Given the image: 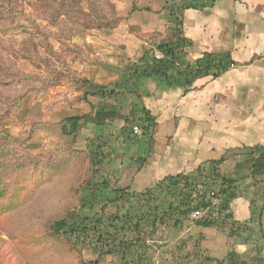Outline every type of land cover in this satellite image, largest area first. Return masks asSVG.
Masks as SVG:
<instances>
[{
  "label": "trees",
  "instance_id": "trees-1",
  "mask_svg": "<svg viewBox=\"0 0 264 264\" xmlns=\"http://www.w3.org/2000/svg\"><path fill=\"white\" fill-rule=\"evenodd\" d=\"M29 1L27 5L32 7ZM82 1L86 3L87 10ZM216 1L165 0L160 10L166 21L164 32L146 34V44L138 58L105 66L117 75L114 82L100 85L77 71L73 73L75 81L82 87L79 94L70 97V102L65 105L71 107L86 103L90 110L65 117L60 132L74 139L90 125L94 137L82 151H64V169L73 164L87 163L89 174L81 180L80 172L78 183L67 189L75 192L74 206L46 225L48 235L53 239L67 240L79 252L91 250L99 259L110 256L108 264H264L261 226L264 211L263 148L247 147L226 152L221 158L209 160L191 172L167 175L140 192L117 184L119 177L113 183L105 165V160L109 159L108 163L117 160L118 151L122 158L128 156L126 168L137 172L146 163L157 125L155 116L141 100L149 93L148 83H153L158 91L180 88L186 92L197 79L216 78L235 64L227 52H204L193 61L186 59V49L192 41L183 31L184 12L187 9L211 8ZM34 3L39 14L35 10L26 13L25 0H0V33L5 32L3 21H15L19 17L26 21H33L34 17L55 21L65 15L73 16L76 21H82V17L91 21H108L104 10L111 11L109 0H34ZM90 27L104 26L100 23ZM0 35L2 42L6 34ZM7 52L8 56L4 58L3 54ZM11 52L0 43V70L5 72L0 74V123L21 105L30 90L27 79L33 78L17 70L10 60ZM50 53L57 64L58 59L63 62L59 52L51 50ZM18 56L28 59L24 54ZM4 60L7 64H3ZM61 74L58 68L50 69L47 76L42 77V90L57 86ZM4 86L8 90L1 89ZM88 96L97 97L98 101L92 104ZM125 106L124 124L116 127L112 122ZM134 127L140 129L141 136ZM233 157L231 169L224 168V162ZM247 177L252 184H260L261 188L250 200L249 219L239 221L232 215L230 204L243 193L241 182ZM3 193L1 188L0 197ZM193 212L201 215L192 218ZM186 223L200 228H215L228 238H242L244 244L253 242L254 253L245 257L232 248L222 257L206 254L199 247L204 235L197 232L175 240L174 248L164 250L170 255L171 262L168 263L166 258L157 255V251L167 245L163 229L169 228L172 235L177 236ZM189 245L192 246L190 249ZM98 257L83 264H100Z\"/></svg>",
  "mask_w": 264,
  "mask_h": 264
},
{
  "label": "rangeland",
  "instance_id": "rangeland-1",
  "mask_svg": "<svg viewBox=\"0 0 264 264\" xmlns=\"http://www.w3.org/2000/svg\"><path fill=\"white\" fill-rule=\"evenodd\" d=\"M29 2L32 3V7L27 5V0L23 4L25 12L31 13L35 10V13L39 14L34 0ZM109 2L111 11L104 10L108 21H91L81 15L76 16L84 18L82 21L65 15L56 18L55 21L41 20L37 17H34L33 21H26L21 17L15 21H3L5 32L1 31L0 34L6 36L5 40H1V46L12 51V55L9 54L10 60L17 70L33 78L27 79V88L30 90L22 99L21 105L0 123V164L3 163L0 165V189H4L0 197V264H83L84 261H93L98 257L91 250L76 251V248L65 239H53L48 235L46 225L51 219L62 215L67 208L74 206L75 192L74 190L68 192L67 189L78 183L80 172L81 180L89 174L87 163L77 166L73 164L68 169H64L62 164L65 150L82 151L94 137L93 128L90 127H84L74 139L62 135L59 131L63 119L79 110L75 108L76 106L65 105L70 102V97L79 94L82 87L80 82L75 81L73 73L77 71L82 74V71H79L80 64H94L96 67L101 64V69L108 73L112 72L105 67L109 65L108 60L104 63L100 61V56L104 58V55L97 54L99 48L95 47L97 43L94 44L92 41L86 43V39L91 37V40H94L101 34L110 33L129 11L134 10V6L137 7V0ZM81 4L87 10L86 3L82 1ZM100 23L104 27H90L91 24L96 26ZM145 35L143 34L142 38H146ZM119 49L123 47L120 46ZM51 50L59 52V58L63 62L58 59L57 64L55 57L50 55ZM5 54L4 58L8 56V52ZM18 54H24L28 59L19 58ZM124 60L126 59L118 61L117 65ZM2 62L7 64L5 60ZM52 68H58L59 72H62L58 78L59 84L42 90V77L47 76ZM0 74L3 75L5 72L1 69ZM1 89L6 91L8 87L4 86ZM126 112L125 106L115 118L116 124L124 121ZM136 133L141 136L140 129ZM8 139L11 140L8 142ZM149 146L153 148V142ZM121 158L118 151L116 161L108 163L109 159L105 160L109 170L107 173L113 183L116 178L119 177L120 180V177H123L124 171L126 174L124 176L128 177L126 180L133 179L131 171L125 167L129 161L128 156ZM123 179L121 182L118 180L117 184L126 183ZM132 190L140 192L144 187ZM262 216L263 212L261 219ZM168 229H163L167 245L158 250L157 255L166 258L169 263L171 262L169 252L166 253L164 250L169 251V248L175 247V240L185 238L189 233H197L201 229L186 223L177 236L172 235ZM217 231L219 233L211 231L213 237L208 245L215 247L214 237L222 236V242L217 243L221 251L212 252H219L218 257H222L232 248L235 249V245H237L235 250L245 257L254 253L253 242L244 244L241 242L242 238H228L224 233ZM191 247L188 246L189 249ZM202 251L212 254L209 250ZM110 259V256H106L100 258L99 262L108 264Z\"/></svg>",
  "mask_w": 264,
  "mask_h": 264
},
{
  "label": "crops",
  "instance_id": "crops-1",
  "mask_svg": "<svg viewBox=\"0 0 264 264\" xmlns=\"http://www.w3.org/2000/svg\"><path fill=\"white\" fill-rule=\"evenodd\" d=\"M164 1L137 0L136 9L129 11L110 33L94 40L89 37L86 43H97V54L104 55L100 61L108 60L109 65H117L123 58H138L146 44L142 35L164 32L166 21L160 11ZM183 31L192 41L186 49L187 60L193 61L204 52H227L235 64L216 78L197 79L186 92L180 88L158 91L148 83L149 93L141 100L156 118L153 148L139 171L126 168L133 179L126 180L124 171L120 180L124 178L126 183L119 185L145 189L167 175L191 172L226 152L247 147L264 149V0H217L205 10L187 9ZM100 65L80 64L79 71L100 85L114 82L117 75ZM88 101L95 104L98 98L88 96ZM75 108L79 110L71 115L90 110L86 103ZM123 124L113 120L116 127ZM86 127L91 129L90 125ZM233 163L234 157L229 158L224 168L231 169ZM241 187L243 193L231 202L230 210L235 219L244 221L250 217V200L261 185L252 184L247 177ZM261 226L264 236V211ZM200 229L204 235L201 248L211 253L221 251L217 243L222 242V236L214 237L215 247L208 245L211 231L219 233L217 229ZM234 247L237 249V245ZM218 253L211 255L218 257Z\"/></svg>",
  "mask_w": 264,
  "mask_h": 264
},
{
  "label": "built area",
  "instance_id": "built-area-1",
  "mask_svg": "<svg viewBox=\"0 0 264 264\" xmlns=\"http://www.w3.org/2000/svg\"><path fill=\"white\" fill-rule=\"evenodd\" d=\"M157 56H159V55L157 54ZM134 131H135V132L138 131L137 127H134ZM200 215H201L200 212H193V213H191L192 218H197V217L200 216Z\"/></svg>",
  "mask_w": 264,
  "mask_h": 264
}]
</instances>
